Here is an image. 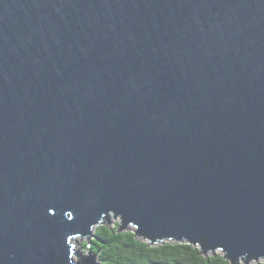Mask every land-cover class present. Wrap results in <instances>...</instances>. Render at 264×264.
Returning a JSON list of instances; mask_svg holds the SVG:
<instances>
[{
	"label": "water",
	"instance_id": "95a60500",
	"mask_svg": "<svg viewBox=\"0 0 264 264\" xmlns=\"http://www.w3.org/2000/svg\"><path fill=\"white\" fill-rule=\"evenodd\" d=\"M117 220L264 261V0H0V264Z\"/></svg>",
	"mask_w": 264,
	"mask_h": 264
},
{
	"label": "trees",
	"instance_id": "16d2710c",
	"mask_svg": "<svg viewBox=\"0 0 264 264\" xmlns=\"http://www.w3.org/2000/svg\"><path fill=\"white\" fill-rule=\"evenodd\" d=\"M82 244L84 250L97 255L99 264H231L220 251L202 254L197 246L186 241L151 244L138 237L132 227L122 228L118 220L112 224L99 223L93 236ZM249 264H264V261Z\"/></svg>",
	"mask_w": 264,
	"mask_h": 264
},
{
	"label": "rangeland",
	"instance_id": "374dc122",
	"mask_svg": "<svg viewBox=\"0 0 264 264\" xmlns=\"http://www.w3.org/2000/svg\"><path fill=\"white\" fill-rule=\"evenodd\" d=\"M88 241V240H83L82 242H80L75 248L76 250H78V252L81 254V251H83L84 254L88 253V250H84L83 249V244L81 245V243ZM76 258V256H75Z\"/></svg>",
	"mask_w": 264,
	"mask_h": 264
}]
</instances>
